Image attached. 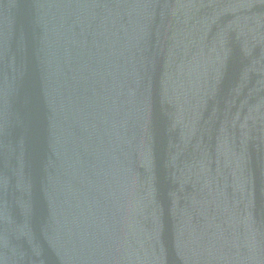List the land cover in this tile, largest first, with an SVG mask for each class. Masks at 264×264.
Masks as SVG:
<instances>
[{"label":"water","instance_id":"obj_1","mask_svg":"<svg viewBox=\"0 0 264 264\" xmlns=\"http://www.w3.org/2000/svg\"><path fill=\"white\" fill-rule=\"evenodd\" d=\"M0 264H264V0H0Z\"/></svg>","mask_w":264,"mask_h":264}]
</instances>
